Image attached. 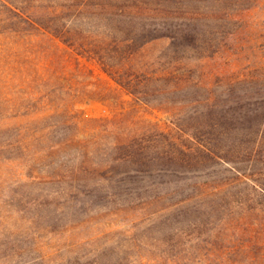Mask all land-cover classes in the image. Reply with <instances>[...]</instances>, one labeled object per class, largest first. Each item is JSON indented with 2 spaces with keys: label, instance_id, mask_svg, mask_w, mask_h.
<instances>
[{
  "label": "rangeland",
  "instance_id": "obj_1",
  "mask_svg": "<svg viewBox=\"0 0 264 264\" xmlns=\"http://www.w3.org/2000/svg\"><path fill=\"white\" fill-rule=\"evenodd\" d=\"M106 1L63 24L116 23ZM141 4L219 17L195 50L143 51L186 89L135 97L57 39L66 61L36 69L0 23V264H264V0Z\"/></svg>",
  "mask_w": 264,
  "mask_h": 264
},
{
  "label": "trees",
  "instance_id": "obj_2",
  "mask_svg": "<svg viewBox=\"0 0 264 264\" xmlns=\"http://www.w3.org/2000/svg\"><path fill=\"white\" fill-rule=\"evenodd\" d=\"M26 1L30 4L23 6V0L19 3L0 0L1 6L7 9V12L3 11L5 17L0 23L14 24L9 26L5 23L8 25L5 31L25 41L36 69H48L53 74L57 63L63 64L66 61L63 48L55 43L57 39L63 44L83 49L84 51L79 52L83 56L93 54L101 61L108 75L127 93L141 98L181 91L189 87L190 82L183 73L182 76L176 75L171 67H163L157 59L151 62L144 59L143 51L147 44L166 38L169 40L168 48L171 52L181 49L195 50L208 31L202 25L219 18L215 13L208 17L200 12H187L184 13L186 15L178 16L168 9L146 8L141 4L142 0H108L96 9L99 12L94 14V19L99 21L100 18L106 17L116 23L101 22L98 23V26H101L99 29L91 31L81 27H68L62 20L63 14L72 8L78 10L77 15H84L83 8L91 0H65L72 3L58 2L44 6L35 5L38 0ZM119 2H124V6H119L116 12L108 11V5L114 7L119 5ZM152 14L155 15L153 20L150 18ZM230 87L233 86H229L227 101H231L235 96L234 89ZM213 100L219 107L220 98L216 93H212L207 102ZM246 110L250 114V110ZM234 114L239 116L238 118L242 116L239 113Z\"/></svg>",
  "mask_w": 264,
  "mask_h": 264
}]
</instances>
